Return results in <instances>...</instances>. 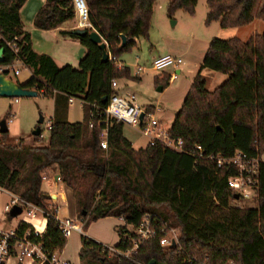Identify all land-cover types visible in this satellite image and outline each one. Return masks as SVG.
<instances>
[{"label": "trees", "instance_id": "1", "mask_svg": "<svg viewBox=\"0 0 264 264\" xmlns=\"http://www.w3.org/2000/svg\"><path fill=\"white\" fill-rule=\"evenodd\" d=\"M27 1L0 0V43L6 49L0 67L22 63L33 73L24 89L38 91L45 98L62 93L78 99L85 112L82 123L53 122L46 147L0 144V189L51 215L45 234L38 239L44 250L53 254L67 245L61 223L50 210L52 198L42 192L46 172L57 171L73 193L77 214L84 221L83 231L107 218H123L126 225L138 226L150 214L181 228V251L166 254L159 241H151L139 250L138 261L185 264L184 260L193 257L210 264H264V163L260 166L257 208L239 209L231 206L235 195L228 186L229 178L236 175L234 168L219 169L212 161H196L159 143L134 150L124 136L125 125L105 114L115 93L112 80L131 79L130 69L103 62L99 46L88 36H74L73 31L61 35L86 47L78 69L59 68L50 56L38 55L21 19ZM84 2L88 9L86 30L98 32L116 60L135 48L137 40L148 38L156 0ZM167 2L168 14L173 17L179 10L194 15L199 0ZM207 6V25L220 22L222 29H235L264 22V0H208ZM77 14L74 0H46L34 26L39 31H53L74 21ZM122 36L127 38L125 46ZM15 38L18 54L7 46ZM205 69L229 78L209 92L207 81L198 74L169 136L183 139L186 151L202 146L207 157L229 158L236 152L264 156V33L253 35L248 42L214 39L201 66V71ZM105 130L107 150L101 147ZM30 229L21 223L18 232L23 235ZM115 247L122 248L121 242ZM80 261L133 264L110 256L106 246L86 236H82Z\"/></svg>", "mask_w": 264, "mask_h": 264}, {"label": "rangeland", "instance_id": "2", "mask_svg": "<svg viewBox=\"0 0 264 264\" xmlns=\"http://www.w3.org/2000/svg\"><path fill=\"white\" fill-rule=\"evenodd\" d=\"M207 1L199 0L194 15L179 10L172 17L167 11V0H156L148 38L137 40V46L130 52L121 55L117 61L118 64L124 65L131 71V79L118 80L121 95L126 98H128V95L134 96L135 103L144 111L148 112L151 109L150 113L166 130L172 128L198 74L201 73V76L207 81L209 92H214L228 80L229 75L209 69L201 71L209 45L214 39L229 40L238 38L243 42H248L253 35L264 33V22L262 21H255L249 26L235 29H222L220 22L207 25L206 19L209 13ZM24 21L27 29L34 30L33 25L27 22V18ZM71 26L75 29L89 28V25L81 19L79 14H77V18ZM37 34L42 38H35L36 49L38 51H49L47 47L53 41L52 35L43 34L40 31ZM0 39L2 38L0 37ZM8 44L9 42H7V46ZM167 55L182 58L185 62V65L180 68L182 72L178 79L171 83L169 82V76L174 73L173 70L169 69L161 74L153 70L155 59ZM139 68L143 69L141 73L138 72ZM17 70L21 73L18 77L15 76ZM8 73L14 81H24L30 75L29 70L18 64L11 66ZM163 86L166 89L160 92ZM57 99L62 100L63 110L74 112V120L82 119L81 102L73 99V106L69 108L71 99L63 95H57L54 98H45L42 94L38 98L11 99L0 97V144L22 145L28 148L48 146L51 124L60 119L56 116L57 110H60ZM41 118H44V123L40 126L42 136L35 137L34 132L38 128ZM3 121L7 122L9 130L7 134L1 133V123ZM124 129L127 138L134 142L139 141L137 145L144 146L147 139L136 129L127 125ZM50 173L52 172L48 171L45 174H48V179L51 180L43 182V190L51 195L58 194L59 187L55 186L52 181L53 175ZM11 200L12 197L8 194L0 193V228L13 229L26 218L25 214L15 218H12L10 214H4V208L11 203ZM51 206L56 208L55 210L60 209L57 214L60 219L68 220L70 214L74 215L72 206L66 208V205H60L57 199H52ZM231 206L239 209H256L258 203L256 201L232 202ZM77 218L79 221H83L78 214ZM120 226H122V222L118 218L107 219L99 221L93 230L97 234L115 240ZM86 234L87 231H84L85 236ZM78 235L75 234L73 238H70L69 243L73 244ZM102 245L113 247V244ZM66 253L73 259L77 257V250L72 245Z\"/></svg>", "mask_w": 264, "mask_h": 264}, {"label": "built area", "instance_id": "3", "mask_svg": "<svg viewBox=\"0 0 264 264\" xmlns=\"http://www.w3.org/2000/svg\"><path fill=\"white\" fill-rule=\"evenodd\" d=\"M76 9L81 19L88 24V9L84 0H74ZM18 39L15 38L9 42L10 47L15 54H18L17 49ZM108 47V45H107ZM109 54V61L117 63V60ZM185 65L182 58L173 56H163L155 59L153 62V70L161 74L171 69L174 71L170 75V81L178 79L176 74L180 71L181 67ZM11 66L1 67L0 72H8ZM142 68L138 69L141 73ZM19 71H15V76L19 75ZM119 88L117 80H112L111 89L115 92ZM134 96L122 97L120 94L114 93L111 97L109 105L105 110V114L108 119L117 120L124 125L136 129L143 137L148 140V146H155L156 144H162L166 149L172 150L177 153L186 154L193 157L196 161L207 160L216 164L217 168L232 167L236 170V175L232 176L228 180V186L233 191L235 196L239 197V200L234 202H250L256 201L257 189L260 178V166L264 163V156L262 157H250L243 152H236L229 158L222 156L207 157L202 146H196L191 151L184 149L183 139H173L169 136V131L164 129L159 121H157L153 114L144 111L136 103ZM142 116L143 119H142ZM51 129V127H50ZM101 147L103 150L108 149V130H105L102 134ZM58 177V180L56 178ZM48 180V177L44 175L43 182ZM56 182H62L59 176L53 177ZM57 204V203H56ZM21 207L23 214L26 215L25 220L22 222L31 227L23 235H20L17 230H8L0 228V264H9L11 260H17L19 264H34L40 262L44 264H70L64 262L59 258V252L48 254L44 250V246L38 239L42 238L45 234L43 229L48 223V218L51 217L43 209L22 201L18 197H13L11 203L6 205L4 209L5 214H10L14 207ZM53 206L50 210L56 214L59 212L55 210ZM122 220H124L122 218ZM37 222V223H33ZM125 222V221H124ZM63 236L66 240L70 238L74 231H80V229L73 224H62ZM181 228L173 226L170 222L166 221L159 215L150 214L146 215L138 226L124 225L120 232V242L122 248L118 249L114 247H107L108 252L111 255H117L133 264H151L144 263L135 259L141 247L151 241H159L161 249L169 254L174 250L181 251ZM185 264H210L209 260H197V258L188 257V260H184ZM154 264H165L164 262H154ZM225 264H235L233 261H229Z\"/></svg>", "mask_w": 264, "mask_h": 264}, {"label": "crops", "instance_id": "4", "mask_svg": "<svg viewBox=\"0 0 264 264\" xmlns=\"http://www.w3.org/2000/svg\"><path fill=\"white\" fill-rule=\"evenodd\" d=\"M45 3H46V0H28L26 2V4L24 5V7L22 8L21 12H20L21 13V19H22V22H23L24 31L26 33H29L31 35L32 49L38 55H48V56H50L54 60V62L56 63V65L59 68H64L66 66H71L74 69H78L81 60L84 59V57L87 54V49H86V47H84L82 45V43L79 40L73 39V38H70V37H64V36L61 35V32L62 31H75V30L78 29V28L75 29V27L71 26V24L76 19L74 21H70V22L65 23L59 29H56V30H53V31H40L43 34L46 33L47 35L48 34L52 35L53 41L47 47L48 48L47 50H49V51H38L36 49V41H35L36 39L35 38L37 37V38H40L41 39L42 37L39 34H37V32L39 30L35 28L34 21H35L36 15L38 14L39 10L45 5ZM25 18H27V20H28L27 22H30V24L33 25L34 30H31L29 28L27 29V27L25 25V21H24ZM16 64L23 66L22 63H16ZM118 66H119L120 69L124 67V65H120V64H118ZM23 67L26 68L27 70H29L30 75H29L28 79H25L24 81H19V80L18 81H15L16 83L21 84V85L26 84L32 78V76H33V73H32V71L29 68H27L25 66H23ZM17 71H19V70H17ZM181 72L182 71L180 70V71H178L176 73L178 75V77L181 74ZM20 74L21 73H19L18 76H20ZM18 76H16V77H18ZM169 78H170V76H169ZM169 82L171 83V82H174V81H169ZM162 90H163V88H162ZM115 93L121 95L120 88H118V90L115 91ZM57 95H63V96H65L62 93H57L56 96ZM65 97H67V96H65ZM122 97H124V96H122ZM57 100H58V103H59V106H60L59 107L60 110L59 111L57 110V112H56V116L60 118L58 120L59 122H66V123H69V124H75V123H82L84 121V119H85V112H84L83 104H82V102L80 100L75 99V100H78V101L81 102V105H82V117L81 118L82 119H75V120H74V117H75L74 112L72 110H66V111L63 110L62 109V106H63L62 105V100H59V99H57ZM72 101H73V99L70 100L69 108H72V106H73V102ZM124 136L132 144L134 150H136V151H139L141 149H146L148 147V144H149L148 143V140L144 143V146H142L141 144L139 146V145H137V144H139L138 143L139 141H135L134 142V141L130 140L129 138H127V136L125 134V129H124ZM50 172H52V171H50ZM55 172H57V171H55ZM55 172H52L50 174H52L53 177H56L58 175H56ZM48 180H51V179H48ZM48 180H46V181H48ZM52 181L55 183V186L59 187L58 194H53V195L48 194L47 192H45L43 190V185H42V192L48 194L52 199H57V202L60 205H66V208H69V207L72 206L73 207V211H74V215H71L70 214V219H68V220L60 219L59 216H57L58 221L60 223L64 224V225L65 224H73V225H76L80 229V231H74L72 233V235L70 236V238H73L75 234H79V235L77 236V238H76V240L74 241L73 244H70L69 243L68 240L70 238L67 240V245H66L65 249L62 252H59V258H60V260H62L64 262H68L70 264H81V261H80V252H81V249H82V236H85L84 235V231H83L84 222L83 221L82 222L79 221L78 218H77L76 203H75V200L73 198L72 191L63 182H56V181L53 180V178H52ZM61 184H62V186H60ZM0 193L8 194L12 198L15 197L12 194H10V193L2 190V189H0ZM107 219H114V218H107ZM107 219H103V220H107ZM119 220L122 222V226L119 227V229H118V236H117V238L115 240L108 239V238H106L105 235L95 233V231L93 230V228L95 227V225L99 221L96 222V223H93L88 228L86 237H88V238H90V239H92V240H94V241H96L98 243H102V244H113V247L116 246L117 244L120 243V232H121V229L125 225V222H124V220H122V218H119ZM100 221H102V220H100ZM33 223H37V222H33ZM20 224L18 226H16L15 228H13V229L12 228H9V229L8 228H5V229H8V230H17L19 228ZM46 229H47V225L43 229V232L44 233L46 232ZM71 245L77 250V257H76V259L71 258L66 253L67 249ZM9 264H19V263H18L17 260H11L9 262Z\"/></svg>", "mask_w": 264, "mask_h": 264}, {"label": "water", "instance_id": "5", "mask_svg": "<svg viewBox=\"0 0 264 264\" xmlns=\"http://www.w3.org/2000/svg\"><path fill=\"white\" fill-rule=\"evenodd\" d=\"M73 35L79 38L89 37L90 41L99 46L100 50L103 52V62H109V54L107 43L103 40L100 34L96 31L88 32L85 28L77 29L73 31ZM123 46L127 44V38L122 36ZM5 52L6 49L0 43V65L5 63ZM162 88L160 92H162ZM40 96L38 91L27 90L23 88V85L16 83L12 78L9 77L8 72H0V97L2 98H11V99H20V98H38ZM106 102V100H104ZM144 116H142L143 119ZM44 123V118L40 119L39 126L34 132L35 137L42 136L41 125ZM9 132L6 121L1 123V133L7 134ZM58 180V177L56 178ZM235 200H239L238 196H235ZM23 210L21 207H14L10 213L12 218L22 215ZM151 264H154L152 262Z\"/></svg>", "mask_w": 264, "mask_h": 264}]
</instances>
